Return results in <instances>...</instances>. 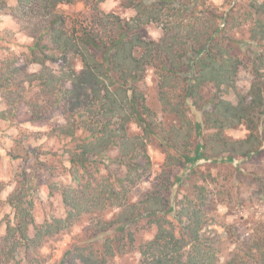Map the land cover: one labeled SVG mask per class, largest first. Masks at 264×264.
<instances>
[{
	"label": "rangeland",
	"instance_id": "374dc122",
	"mask_svg": "<svg viewBox=\"0 0 264 264\" xmlns=\"http://www.w3.org/2000/svg\"><path fill=\"white\" fill-rule=\"evenodd\" d=\"M1 1L5 2L6 8L0 12V75L7 69L15 68L19 70V78L24 77V72L38 73L41 69L38 63L31 62L29 46L32 39L29 35L32 30L47 25L50 19L56 17L61 20L57 24L58 29L65 31L72 39L80 41L82 36L90 35L106 43L115 35L121 21H128L134 16V11L126 7L124 0H56L58 3L55 6L47 0ZM189 2L194 6L187 12L163 14L166 16L164 18L173 21L183 19L188 26L186 31L173 27L164 38V27L159 23H152L139 31L146 41L160 40L163 46L171 45L172 50H178L183 59L174 61L176 66L173 71L169 70L172 67L167 62L164 70L159 64V58L163 55L161 52L145 67L137 88L150 114L143 117L152 130L145 133L134 123L126 125L127 136L140 137L145 142L144 152L130 157L128 162L115 159L110 154L95 162H70L68 151L79 152V145L87 134L79 130L73 137L58 135L56 127L65 123L59 107L36 119L32 118L27 103H20L12 114L7 113L2 103L4 100L0 97V264H68L77 249L100 254L103 242L107 238L112 241L119 234L101 231L102 222L114 218L121 211V208L113 205L132 203L143 210L141 202L154 186L157 187L155 190L171 187L169 201L175 209L185 198L194 202L203 201L200 207L204 211L206 225L202 231L217 253V264H225L234 252L244 255L247 246H264V141L257 152L247 158L234 157L233 161L227 160L226 155L212 159L209 156L212 152L206 148L204 158L189 167L181 159L178 162L179 152L166 142L170 129L174 127L182 131L184 123L161 100L167 99L172 105H180L185 121L190 122V128L211 106L216 93L212 84L201 86L196 98H184L192 71L189 62L200 48L186 41L195 30L215 27L211 12L226 15L227 23L222 28L218 27L213 40L221 51H228L231 57L238 59L233 85L242 96L248 94L254 81L253 67L264 57V47L249 39V28L256 18L251 8L256 0H198L197 6L194 0ZM231 2L234 4L230 6ZM207 11L210 12L208 15ZM68 59L75 71L79 72V58L69 55ZM45 66L59 71L64 70L66 64L59 59L57 62L46 61ZM259 68L264 74V61ZM166 77L169 84L163 86ZM42 89V85L36 82L24 83V90L20 95H14L13 101L23 95L26 102L38 100L44 103L52 93ZM162 92L167 94L163 96ZM234 96L232 88H222V99L231 101ZM253 122L258 124V132L264 139V91L263 105L254 114ZM252 131L256 133L257 130ZM224 132L230 140L238 141L245 138L250 130L244 123ZM203 133L206 140L214 132L205 128ZM189 134L187 150L191 151L196 135L194 130ZM112 150L117 155V147ZM130 168L133 175L139 177L135 184L124 181ZM88 179L98 190L96 194L99 200L96 203L86 201V205L92 204V212L81 214L69 227L45 237L36 246L20 241L15 231H12L8 244L3 241L7 226L15 227V213L8 204V196L15 190L18 181H22L26 201L32 203L35 224L41 225L64 218L67 208L62 192L67 187L76 188ZM109 189L115 193L106 198ZM171 216L167 218L178 234L179 224ZM149 218L148 212L144 213L139 220L125 227L124 232L119 234L122 238L119 244L121 252L117 251L105 264H143L137 248L155 233V228L148 222ZM113 242L117 245V241ZM243 264L255 262L252 257H243Z\"/></svg>",
	"mask_w": 264,
	"mask_h": 264
},
{
	"label": "trees",
	"instance_id": "16d2710c",
	"mask_svg": "<svg viewBox=\"0 0 264 264\" xmlns=\"http://www.w3.org/2000/svg\"><path fill=\"white\" fill-rule=\"evenodd\" d=\"M47 1L52 2V6L58 3L56 0ZM124 1L126 7L134 11V16L128 21H121L115 35L108 42H101L90 35L82 36L80 41L72 39L65 31L58 29L57 24L61 20L54 17L47 25L32 30L29 35L32 39L29 46L31 62L41 66L39 72H24V77L19 78L20 74L17 73L19 70L11 68L0 75V97L4 100L2 103L6 106L7 113L12 114L18 108V104L27 103L32 118L39 119L40 115L59 107L65 123L56 127L58 135L73 137L79 130L87 134L79 145V152L68 151L70 162L75 164L90 160L95 162L107 154L128 162L130 157L144 152L143 138L129 137L126 134V125L131 123L141 127L145 133L152 130L151 125L143 117L144 114L147 116L150 114L137 84L144 76L145 67L149 66L159 53H163L159 58V64L164 70L167 68V62L172 67L169 70L173 71L176 66L174 61L183 59L178 50H172L171 45L163 46L160 40L146 41L140 36L139 31L152 23L163 25L164 38L173 27L178 31H186L188 26L186 27L183 19L173 21L164 18L166 16L163 14L187 12L194 4L191 5L189 0ZM195 2L197 6L198 0H194ZM233 4L231 2L230 6ZM5 8V2L0 0V12ZM251 11L256 18L249 28V39L264 47V0H256ZM209 13L207 11V15ZM210 15L215 27H205L202 31L195 30L186 41L200 48L189 62L192 71L184 98H196L199 96L201 86L206 83L212 84L216 93L211 106L202 112V118L190 128V122L185 121L180 105H172L167 99H161L179 116L180 122L184 123L182 131L174 127L170 129L166 142L179 152L178 162L180 163L181 159V162L189 167L204 158V151L208 148L212 152L209 155L212 159L217 160L219 156L226 155L227 160L233 161L234 157L247 158L257 152L264 141L258 132V124L253 122L254 114L263 105L264 74L259 66L261 67L264 57L253 67L254 81L248 94L242 96L233 85L238 59L231 57L228 51H221L213 40V36L219 30L218 27L222 28L227 23L226 15L214 12ZM69 55L79 58L81 66L79 72L71 66ZM59 59L66 64L64 70L52 71L45 66L46 61L57 62ZM33 82L41 84L43 91L49 90L52 93L50 97H46L44 103L38 100L26 102L23 95L13 101V96L20 95L24 90V83ZM168 84L169 78L166 77L162 85ZM225 87H230L235 92L233 100L228 101L220 97L222 88ZM166 94L162 92L163 96ZM244 123L250 130L245 138L232 141L225 135L226 129H233ZM205 128H210L214 132L208 135L210 140H204ZM252 129L257 130L256 133ZM191 130L195 131L196 142L193 150L188 151ZM114 147H117V155L113 154ZM127 165L131 167L130 164ZM138 180L139 177L133 175L132 169H128L124 181L135 184ZM22 188V181H18L15 190L8 196V204L15 213V227L7 226L3 238L6 244L12 231H15L20 241L36 246L45 237L69 227L81 214L92 212L91 205L99 200L96 194L98 190L90 179L76 188L67 187L62 192L63 202L67 208L66 216L36 225L32 203L26 201ZM156 188L154 186L141 202L143 210L137 204L130 203L124 206L115 203L113 206H118L121 211L114 218L103 221L101 231L109 230L110 234H120L128 224L139 220L142 214L148 212L150 217L148 222L155 228V233L151 239L138 245L143 264H217V253L202 231L206 225V217L200 207L203 201L194 202L185 198L175 209L169 201L168 192L171 187H163L160 190H155ZM112 190L107 191L106 198L114 195L115 191ZM86 201L92 204L86 205ZM169 215H172L171 217L179 224L178 234L167 218ZM119 234L115 235L112 241L107 238L98 255L92 250L77 249L68 264H105L117 251L121 252L122 247L119 244L122 238ZM129 238L131 239V234ZM113 241H117V245ZM243 257H252L255 264H264V246L259 244L247 246L244 255L241 252H234L225 264H243Z\"/></svg>",
	"mask_w": 264,
	"mask_h": 264
}]
</instances>
